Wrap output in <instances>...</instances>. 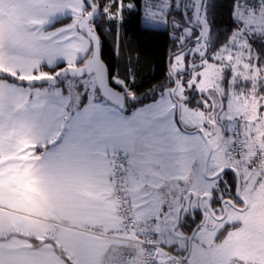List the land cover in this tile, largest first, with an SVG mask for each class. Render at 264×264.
Wrapping results in <instances>:
<instances>
[{
    "label": "crops",
    "instance_id": "crops-1",
    "mask_svg": "<svg viewBox=\"0 0 264 264\" xmlns=\"http://www.w3.org/2000/svg\"><path fill=\"white\" fill-rule=\"evenodd\" d=\"M85 9L84 0H0V73L41 79L49 76L41 67L85 61L92 46L77 27ZM90 93L79 105L63 88L0 80V264H67L55 244L75 264H142L134 246L85 232L117 223L115 153L130 156L127 194L144 210L133 213L139 224L155 218L172 224L178 203L174 225L183 197L193 192L188 177L195 161L170 92L130 113ZM243 200L246 209L242 203L228 210L196 236L186 264H264V181L256 180ZM158 247L157 258L160 252L168 264H177L173 255H185L183 240Z\"/></svg>",
    "mask_w": 264,
    "mask_h": 264
},
{
    "label": "rangeland",
    "instance_id": "rangeland-1",
    "mask_svg": "<svg viewBox=\"0 0 264 264\" xmlns=\"http://www.w3.org/2000/svg\"><path fill=\"white\" fill-rule=\"evenodd\" d=\"M119 2V8L113 14V18L117 20L121 17L123 4L121 0H113ZM184 0H142L141 1V25L153 29L170 30L172 28H181L179 36L180 43H185L195 39L194 28L201 30V39L191 45L184 46L182 53L177 54L174 58L171 70L174 74L184 70V57L190 53L195 58V63H189L191 72L188 88L192 84H196L200 97L193 106L185 103L184 87L179 84V88L175 94L180 101L179 121L182 127L187 130L183 131L186 134L188 158L193 155L194 170L192 176L188 177V182L192 181V190L198 195H210L214 188H218L219 181L225 182L226 176L221 175L216 179H210L204 175V160L206 156V143L201 133H193V130L200 129L209 137V142L212 146V153L209 158L207 174L213 176L225 167H231L236 175L232 172L235 181V189L233 191L220 188L218 191L219 198H223L225 193L229 194L234 200L238 199L242 204V199L247 197L248 191H252L255 187L256 180L264 181V162L261 164L249 162L255 154L264 155V76L260 69L255 64L256 55L254 54L250 38L264 37V0H237L235 3L233 17L238 28L234 31L233 36L228 43L223 45L216 53L211 55V59H204V53L209 40L210 29V14L207 12V2L209 0H186L184 12H182ZM128 6V5H127ZM129 7L135 8L133 4ZM107 9V7H106ZM174 12V13H172ZM181 12V14H179ZM196 31V30H195ZM172 37L177 36L176 33H171ZM188 41V42H189ZM187 42V43H188ZM190 43V44H191ZM189 44V45H190ZM185 50V51H184ZM175 52V53H176ZM196 55V56H195ZM190 56V55H189ZM198 68V70H196ZM231 71L230 88L227 94L220 90V82L224 79V71ZM226 74V73H225ZM83 86V90H78V86ZM94 86V77H82L75 79L69 77L59 86H49L50 88L65 87L71 95L72 101H78L82 94L88 91V88ZM178 86V85H177ZM186 89V88H185ZM224 99V104L221 103ZM201 104V105H200ZM213 108L212 113L210 112ZM220 112L218 116L216 113ZM218 116V117H217ZM239 123V124H238ZM241 124V130L246 139L245 152L239 161H234L232 165L228 164L230 156L227 150L230 148L228 141L229 130L235 125ZM179 125V124H178ZM180 127V126H179ZM220 131L225 129V131ZM185 138V137H184ZM179 146L185 147V144L180 140ZM192 147V152H191ZM257 148L259 150H254ZM257 172V173H256ZM254 174H260L258 179ZM239 181V192L237 194V183ZM129 194L128 199L132 212L137 216L143 213L137 202ZM157 196V193L149 194ZM224 198L222 200H226ZM189 201V199H188ZM186 203L183 210L185 214L188 210L189 203ZM178 203H175L172 214V224L164 226L161 223V218H155L156 223V243L158 246L164 245L166 241L174 242L175 234L172 232L173 222L175 220ZM204 209L207 213V223L204 225L201 234L208 231L209 224L217 223L210 216L205 202L203 200ZM228 210L232 209L229 204L225 205ZM215 213L221 216L222 209L214 208ZM165 210H163V213ZM173 226V227H172ZM208 226V227H207ZM207 227V228H206ZM180 234V232L178 233ZM197 234L194 237V240ZM177 240V239H176ZM193 240V241H194ZM184 246L187 249V237L183 238ZM167 245V244H166ZM193 245V244H192ZM159 264H168L164 256L158 252ZM157 258V259H158Z\"/></svg>",
    "mask_w": 264,
    "mask_h": 264
},
{
    "label": "trees",
    "instance_id": "trees-1",
    "mask_svg": "<svg viewBox=\"0 0 264 264\" xmlns=\"http://www.w3.org/2000/svg\"><path fill=\"white\" fill-rule=\"evenodd\" d=\"M141 1L142 0H121L123 8L121 10V17L117 20L112 16L119 8V2L113 0H90L97 9V14L91 22V25L99 36L102 47V59L109 68L111 85L126 96L124 108L125 113H130L139 106L156 101L162 95L171 91L174 82L168 73V57L176 51L181 50L190 40L187 39L185 43H180L178 35L181 33V28L164 30L142 26ZM236 2L237 0H209L207 2V12L210 14L211 19L209 40L206 52L204 53V59L210 60L211 55L228 43L233 36L234 31L238 28L239 23H237L233 17ZM128 4H133L135 8H127ZM89 11L90 9L86 5L85 14ZM179 14H181V12ZM67 22L68 19L58 21L53 27ZM171 33H176L177 36L172 37ZM193 34L194 37L198 36V32L195 30L193 31ZM249 41L251 48L256 55L255 64L258 69H260L262 76H264V37L253 38L252 36ZM194 44L195 43H191L186 49ZM182 52L183 50L178 54ZM176 55L177 54H174L170 61V70ZM195 61L194 56L188 53L184 57V70L176 74L171 70L172 75L176 78L178 83L177 90L179 84H182L184 87L185 103L189 106H193L197 103L200 97L204 96V94L199 93L196 84H192L190 88L187 86V82L190 80L192 72L189 70V63H195ZM83 62L79 63V65ZM66 68L68 67L65 65L50 69L41 67L39 71L49 75L48 77L52 76L58 78ZM196 70H198V68ZM224 75V79L220 82V90H223L224 93L227 94L230 88L231 71H224ZM114 78H118L121 83L118 85L115 84L113 80ZM66 79L67 78L63 79L58 86L60 87ZM0 80L36 86L31 83V80L21 79L17 76L4 73H0ZM62 88L64 89L65 94L70 95L65 87ZM77 88L78 90L84 89L81 85ZM125 88H127V92H124ZM90 91H93V95L102 99L99 96L94 83L93 87H89L88 91L82 94L80 97L81 100L79 99V105H82L88 99V96L91 94ZM176 100L179 101L177 98ZM221 100V103L224 104V99L222 98ZM222 175L226 176V181H219L218 188H214L210 193L209 203L210 209L213 213H215L214 208L220 206V203L223 201L222 199L232 198L228 197L227 195L229 194L227 193H225L223 198H219V189L221 187L224 188V190L228 189L233 191L235 189V181L232 172L225 171ZM237 203L241 205L240 201ZM200 221L201 215L197 210V207H193L185 214L182 212L178 228L183 235L189 236ZM224 234L225 232L221 234L219 239L222 238ZM23 238L32 241L34 244H38L39 242L33 238ZM55 250L67 264H75L68 257L62 247L55 244ZM185 253L186 250L184 251V254Z\"/></svg>",
    "mask_w": 264,
    "mask_h": 264
},
{
    "label": "water",
    "instance_id": "water-1",
    "mask_svg": "<svg viewBox=\"0 0 264 264\" xmlns=\"http://www.w3.org/2000/svg\"><path fill=\"white\" fill-rule=\"evenodd\" d=\"M185 1L186 0L183 1L182 12H184ZM85 2H86L87 7L90 9V11L80 18V20L77 23V27H78L79 31L83 35H85L91 43L92 48H91V53H90L89 57L79 66L66 68L58 78L46 77V78H41V79H33V80H31V83L35 84L36 86H58L60 84V82L65 78L72 77L75 79H79L82 77H94L95 87L98 90L99 96L102 99L109 102L110 104L117 107L118 109L124 110L125 102H126V96L124 93L120 92L117 88H115L114 86L111 85V75H110L109 68H108L107 64L102 59V47H101L100 39H99V36L97 35V33L95 32L94 28L91 25V22L93 21V19L95 18L96 14H97V9L90 2V0H86ZM194 29L198 32V36L195 39L189 41L186 46H188L193 41L197 42L201 39V36H202L201 30L198 28H194ZM179 52L173 53V54L169 55V57H168V73L174 82V86L170 91V95L172 98H174L175 103L177 105V121H178V124L183 131L187 132V130H185V128L181 126L180 121H179L180 104L174 97L178 83L176 81V78L172 75L171 70H170V61H171L172 57L174 56V54H178ZM212 111H213V108L211 109V113H212ZM192 132L193 133H196V132L201 133L204 140H205V143H206V156H205V160H204V170H203L205 176H207L210 179H216L219 176H221L225 171H231L236 175V177L238 176L237 172L233 171L231 168H224L221 171H219L217 174H215L213 176H209L207 174V167H208L209 158H210L211 153H212L211 143L209 142L208 137L206 136V134L202 130L196 129V130H193ZM238 192H239V181L237 183V194H238ZM187 196H190V198H191V202H190L191 209L193 207V202L197 198L195 193L189 192L182 199V202L180 204V208H179L178 213H177V220H176L175 226L172 229V232L175 234L174 236L177 240H183V238L186 237L185 235L178 234L177 229H178V226L180 225L181 214H182L183 207H184V201H185ZM203 200L205 202V206H206L210 216H212L216 222H219V221L224 220L226 218V215H227V210L225 208L226 204H229L231 208H235L238 210L241 209L238 206H236L235 204H233L230 200H228V199L223 200L220 203V208L222 209V215H221V217L218 218L213 214V212L210 209V203H209L210 202V196L206 195V194L200 196L198 198V202H197V210L199 211V213L201 215V221L199 222L198 225L195 226V228L192 230L190 235L187 236L186 253H185L184 257L182 258V261L178 262L177 264H182L184 261H186L188 255L190 253L191 247H192L193 238L195 237V235L197 234L199 229H201L206 222V213L204 212L203 207H202V201ZM239 201H241V200H239ZM242 203H243L242 209H246L245 201L243 200Z\"/></svg>",
    "mask_w": 264,
    "mask_h": 264
},
{
    "label": "built area",
    "instance_id": "built-area-1",
    "mask_svg": "<svg viewBox=\"0 0 264 264\" xmlns=\"http://www.w3.org/2000/svg\"><path fill=\"white\" fill-rule=\"evenodd\" d=\"M228 136L231 146L227 153L230 156L229 162L231 163L244 155L245 138L239 125H235L230 129ZM252 161L261 164L264 162V155L255 154L252 157ZM130 163V156L125 153H115L111 157V183L117 220L116 225L104 231L87 228L85 232L112 242L134 246L140 251L142 264H158L157 250L159 247L156 243L155 223L149 219L139 224L129 203L127 187L130 183L128 177ZM174 257L178 261L181 260L180 257ZM125 259L126 261H131L129 256H126Z\"/></svg>",
    "mask_w": 264,
    "mask_h": 264
},
{
    "label": "flooded vegetation",
    "instance_id": "flooded-vegetation-1",
    "mask_svg": "<svg viewBox=\"0 0 264 264\" xmlns=\"http://www.w3.org/2000/svg\"><path fill=\"white\" fill-rule=\"evenodd\" d=\"M235 7V6H234ZM218 116L220 115V112L218 111V113H216ZM217 116V117H218ZM235 161V160H234ZM234 161H232L231 163L229 162V159H228V164L229 165H232V163H234ZM225 168H231V167H225ZM224 169V168H223ZM231 172V171H230ZM220 177V176H219ZM200 196H202V195H200ZM199 195H198V197L195 199V201L193 202V207H197V202H198V198L200 197ZM228 200H230L233 204H235L236 206H239V204L237 203L238 201L235 199H233V198H227ZM189 202H191V199H189ZM202 204H203V201H202ZM203 207V210H204V212L206 213V209H204V206H202ZM216 217L218 216L216 213H213ZM222 215V214H221ZM219 217H221V216H219ZM181 221V220H180ZM207 223V213H206V222H205V224ZM204 224V225H205ZM179 227V226H178ZM204 227V226H203ZM203 227L201 228V229H199V233L202 231V229H203ZM177 232L179 233L180 232V234H182L183 235V233L180 231V229L178 228L177 229ZM187 237V236H186Z\"/></svg>",
    "mask_w": 264,
    "mask_h": 264
}]
</instances>
